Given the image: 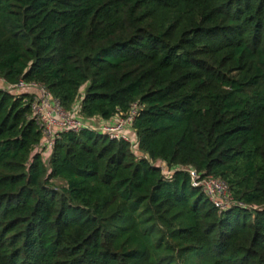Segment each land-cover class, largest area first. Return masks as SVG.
Masks as SVG:
<instances>
[{
	"label": "trees",
	"instance_id": "trees-1",
	"mask_svg": "<svg viewBox=\"0 0 264 264\" xmlns=\"http://www.w3.org/2000/svg\"><path fill=\"white\" fill-rule=\"evenodd\" d=\"M0 79L138 109L136 151L70 131L45 160L32 95L0 89V264H264V0H0Z\"/></svg>",
	"mask_w": 264,
	"mask_h": 264
},
{
	"label": "built area",
	"instance_id": "built-area-1",
	"mask_svg": "<svg viewBox=\"0 0 264 264\" xmlns=\"http://www.w3.org/2000/svg\"><path fill=\"white\" fill-rule=\"evenodd\" d=\"M0 81L2 80L0 79ZM7 89L20 94L29 93L32 95L33 118L43 131L44 141L41 152L45 160H49L51 157L55 141L59 138V135L63 132L70 131L79 132L82 130H90L105 135L111 140H124L129 142L132 146L131 148L135 151L138 148L137 139L132 144L131 139L125 134L126 129H133V122L138 113L137 106H133L129 114L117 117L114 123L90 125L78 115L79 106H77L75 113L65 112L50 92L37 83L21 81L14 86L7 84ZM161 168L166 179H171L174 172L179 171L178 168L169 169L165 165H162ZM182 170L189 174L192 187L203 191L218 209L223 211L232 206L233 200L226 183L212 176L202 177L201 173L194 169L186 168Z\"/></svg>",
	"mask_w": 264,
	"mask_h": 264
},
{
	"label": "crops",
	"instance_id": "crops-1",
	"mask_svg": "<svg viewBox=\"0 0 264 264\" xmlns=\"http://www.w3.org/2000/svg\"><path fill=\"white\" fill-rule=\"evenodd\" d=\"M7 88V84L2 80L0 81V89L5 90ZM117 118H114L110 121H104V120H100V119H95V120H88L86 123L87 124H92V125H99V124H107V123H114L116 121ZM125 134L132 139L134 136H136V133L133 129L129 128L125 130Z\"/></svg>",
	"mask_w": 264,
	"mask_h": 264
},
{
	"label": "rangeland",
	"instance_id": "rangeland-1",
	"mask_svg": "<svg viewBox=\"0 0 264 264\" xmlns=\"http://www.w3.org/2000/svg\"><path fill=\"white\" fill-rule=\"evenodd\" d=\"M11 89V88H10ZM84 89V88H83ZM84 91V90H83ZM87 122V121H86ZM136 136H134L132 139H131V142H132V144L136 141ZM56 185L57 186H60L61 184L59 183V182H56Z\"/></svg>",
	"mask_w": 264,
	"mask_h": 264
}]
</instances>
